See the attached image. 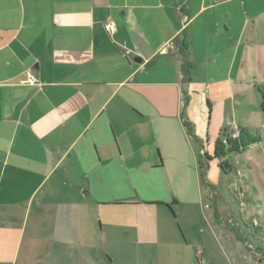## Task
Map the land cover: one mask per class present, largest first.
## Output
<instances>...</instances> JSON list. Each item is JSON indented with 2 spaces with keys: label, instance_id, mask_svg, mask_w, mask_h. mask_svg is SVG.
<instances>
[{
  "label": "crops",
  "instance_id": "1",
  "mask_svg": "<svg viewBox=\"0 0 264 264\" xmlns=\"http://www.w3.org/2000/svg\"><path fill=\"white\" fill-rule=\"evenodd\" d=\"M263 102L264 0H0V264H192L168 204L202 206L197 152L264 135Z\"/></svg>",
  "mask_w": 264,
  "mask_h": 264
},
{
  "label": "rangeland",
  "instance_id": "2",
  "mask_svg": "<svg viewBox=\"0 0 264 264\" xmlns=\"http://www.w3.org/2000/svg\"><path fill=\"white\" fill-rule=\"evenodd\" d=\"M228 122L235 125L233 121ZM228 122L225 131L215 140L221 141L224 134L236 133L234 139L223 144L227 150L225 156L214 161L213 156H210V149L206 150L207 154L200 152L202 155H209L211 160L205 172L208 187L202 194V206L179 204L176 199V205H171V202L168 204L172 206L175 216L171 214L175 219L180 249L184 248L188 260L192 256V264H198L194 253L203 248L207 250L203 260L205 262L208 258L211 260L209 264H264V189L254 168L249 170L246 164V160L262 157L261 145L240 153L233 152L231 149L240 142L241 129L236 125L234 128L227 126ZM251 135H257L260 143L264 142V135L256 132ZM209 145L212 149L213 141ZM248 156L251 158L248 159ZM217 160L226 162L225 171L219 169ZM213 211L216 212L218 221H221V226L213 225ZM218 245L225 255L218 252Z\"/></svg>",
  "mask_w": 264,
  "mask_h": 264
},
{
  "label": "trees",
  "instance_id": "3",
  "mask_svg": "<svg viewBox=\"0 0 264 264\" xmlns=\"http://www.w3.org/2000/svg\"><path fill=\"white\" fill-rule=\"evenodd\" d=\"M188 48H189V40L186 37V35L183 33L180 46H179V54L181 57L182 85H185L189 82V73L191 70V63L189 61ZM187 105H188V97L186 93L183 92V107H182V112H181L182 116L184 115V111ZM262 106L264 105L262 104ZM183 126L185 127L187 136L193 142H197V139L193 134L192 127L186 120H183ZM258 142L260 141L257 135L253 137L247 129H242L240 131V142L238 146H235V148H232L231 150L233 152L235 151V152L240 153L246 150L250 145L258 143ZM226 152L227 150L223 146L222 142L220 140H217L214 145L213 158L218 159L222 156H225ZM196 157H197V176H198L199 186H200V189L204 190L206 187H208L205 181V172L207 170L208 161L210 159L207 155L200 154V152H197ZM225 164H226L225 161L219 162V169H221V171H225ZM212 218H213L214 224L221 225V221H218V217L215 211H213Z\"/></svg>",
  "mask_w": 264,
  "mask_h": 264
},
{
  "label": "built area",
  "instance_id": "4",
  "mask_svg": "<svg viewBox=\"0 0 264 264\" xmlns=\"http://www.w3.org/2000/svg\"><path fill=\"white\" fill-rule=\"evenodd\" d=\"M105 30L107 32H109V33H112L113 30H114V28H113L112 25H106L105 26ZM23 83L26 84V85H31V86L37 85L36 79L30 73L28 74L27 79ZM227 126H230L232 128L235 127V125L233 123H230V122L227 123ZM235 137H236V133L235 132L224 134L221 137V142H222V144L225 145L230 139H234ZM195 255L197 257L198 263L201 264V259H200V257H201V250L196 251Z\"/></svg>",
  "mask_w": 264,
  "mask_h": 264
},
{
  "label": "water",
  "instance_id": "5",
  "mask_svg": "<svg viewBox=\"0 0 264 264\" xmlns=\"http://www.w3.org/2000/svg\"><path fill=\"white\" fill-rule=\"evenodd\" d=\"M262 129H263V131H264V126H263V128H262Z\"/></svg>",
  "mask_w": 264,
  "mask_h": 264
}]
</instances>
